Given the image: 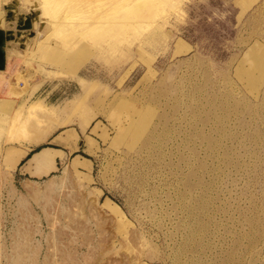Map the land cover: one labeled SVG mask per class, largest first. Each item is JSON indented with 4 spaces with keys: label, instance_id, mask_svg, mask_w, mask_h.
Returning a JSON list of instances; mask_svg holds the SVG:
<instances>
[{
    "label": "rangeland",
    "instance_id": "obj_1",
    "mask_svg": "<svg viewBox=\"0 0 264 264\" xmlns=\"http://www.w3.org/2000/svg\"><path fill=\"white\" fill-rule=\"evenodd\" d=\"M142 6L75 57L7 50L0 264H264V0ZM51 123L30 148L61 133L92 162L23 183Z\"/></svg>",
    "mask_w": 264,
    "mask_h": 264
},
{
    "label": "bare ground",
    "instance_id": "obj_2",
    "mask_svg": "<svg viewBox=\"0 0 264 264\" xmlns=\"http://www.w3.org/2000/svg\"><path fill=\"white\" fill-rule=\"evenodd\" d=\"M11 1L12 0H0V8H2L4 5L8 4ZM116 1L117 0H115V1L114 0H112V1L111 0H71V3L69 4V6L71 8L78 10L82 14L81 26L78 29L66 32L65 35L63 36V44H59V42L55 41V40H53L54 42H52V41L49 42L51 40V37H50L49 40L41 43L36 50L39 49L40 51H42L44 53H48L49 49L51 47H57V48H60V50L63 51L65 54L67 53L70 56L75 57L74 55L76 54L77 49L80 46H82V48L85 49V51H86L87 46H88V42H90V41H96V42L101 43L104 41L111 40V41H119L120 42L119 39L121 37V28L123 27V22H125L126 20H129L130 23H133V18H134V15L136 14L137 9H139L142 5H146V6L151 5L155 0H131V3H129V4H127V3L130 2V0L129 1L127 0L126 3L125 2L122 3L124 0H121V2L118 0L119 3H121L120 6L122 8L119 7V9H118V8L110 7V5H112V4L114 5V3L116 5V3H117ZM122 4H123V6H122ZM125 4H127V5L125 6ZM118 6H119V4H117V7ZM142 7H144V6H142ZM19 8L21 9V4H20ZM91 16L93 18V21H91V22H93V23H90L88 21V18ZM147 17H149V16H147ZM135 19H137V18H135ZM94 25L98 26V27L91 29L92 26H94ZM128 26H130V25H128ZM43 38H44L43 36L40 37L41 40ZM76 39H77V41L80 40V43H79L80 45L79 44L76 45L75 43L77 41H75L71 45L72 48L69 49L70 43ZM32 40H34L33 45H36L37 37L35 36V39H32ZM29 47H31V46H29ZM27 48H28V46H27ZM29 49L33 50L32 47ZM44 53H42V54L45 56ZM0 71H3V70H0ZM0 83H2V82H0ZM26 123H27V121H26ZM21 127H22L21 124L17 125V129H20ZM56 128H57V126L51 123V125H49L47 128H45V130L47 129V131L44 130V132H42V133L44 134L46 132L49 134ZM46 133L44 135H42L41 138L38 137L35 139H25V140L23 139V140H21V143L29 146L26 150V151H28L30 146L43 142L48 137V134L46 135ZM26 151L22 152V154H25ZM20 157H21V155H20Z\"/></svg>",
    "mask_w": 264,
    "mask_h": 264
},
{
    "label": "crops",
    "instance_id": "obj_3",
    "mask_svg": "<svg viewBox=\"0 0 264 264\" xmlns=\"http://www.w3.org/2000/svg\"><path fill=\"white\" fill-rule=\"evenodd\" d=\"M21 11L25 12L22 10V8ZM29 12H25V13H29ZM14 25L16 26V21L14 22ZM6 28L7 29L12 28L9 22H6ZM77 132L79 134L78 130ZM81 132L83 133V129L81 130ZM60 134L61 133L53 136L46 144H44V146H42L39 149L38 147L28 149L27 153L18 164L19 174L21 175V179L23 180V183L37 181L36 179L50 175L54 173L56 170H58L63 163H66L68 161L70 162V165L73 167V162L76 158H78V162H79V164L77 165V169H80V167L82 166L83 167L90 166L89 163L92 162V159L88 157L86 154L81 153L80 147L77 148L78 146L77 142L72 143L71 146L61 143L58 141V136ZM92 137L94 138V136ZM88 141L91 142L89 139ZM43 153L45 154L44 158L47 155L49 156L47 158V162L42 166L41 165L37 166L36 161L41 158V154ZM43 171H47V172L44 173Z\"/></svg>",
    "mask_w": 264,
    "mask_h": 264
},
{
    "label": "clouds",
    "instance_id": "obj_4",
    "mask_svg": "<svg viewBox=\"0 0 264 264\" xmlns=\"http://www.w3.org/2000/svg\"><path fill=\"white\" fill-rule=\"evenodd\" d=\"M71 0H20L21 8L25 12L39 11V22L35 24L37 31L36 47L49 40L63 44L66 32L78 29L82 24V14L69 6ZM45 24L43 32L40 24ZM44 38L41 40L40 37Z\"/></svg>",
    "mask_w": 264,
    "mask_h": 264
},
{
    "label": "water",
    "instance_id": "obj_5",
    "mask_svg": "<svg viewBox=\"0 0 264 264\" xmlns=\"http://www.w3.org/2000/svg\"><path fill=\"white\" fill-rule=\"evenodd\" d=\"M19 7L20 0H12L0 11V70H4L7 66L8 49L15 48L20 51L26 49L32 39L37 37L35 24L39 22L40 12L25 13ZM6 22L10 23L11 29L6 28ZM44 29L45 24L41 23L40 31L43 32Z\"/></svg>",
    "mask_w": 264,
    "mask_h": 264
},
{
    "label": "trees",
    "instance_id": "obj_6",
    "mask_svg": "<svg viewBox=\"0 0 264 264\" xmlns=\"http://www.w3.org/2000/svg\"><path fill=\"white\" fill-rule=\"evenodd\" d=\"M42 146H44V145H41L40 147H38V149L41 148Z\"/></svg>",
    "mask_w": 264,
    "mask_h": 264
}]
</instances>
